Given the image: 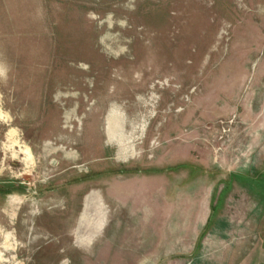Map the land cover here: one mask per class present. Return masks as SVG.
<instances>
[{"label": "rangeland", "instance_id": "rangeland-1", "mask_svg": "<svg viewBox=\"0 0 264 264\" xmlns=\"http://www.w3.org/2000/svg\"><path fill=\"white\" fill-rule=\"evenodd\" d=\"M0 264H264V0H0Z\"/></svg>", "mask_w": 264, "mask_h": 264}, {"label": "bare ground", "instance_id": "bare-ground-1", "mask_svg": "<svg viewBox=\"0 0 264 264\" xmlns=\"http://www.w3.org/2000/svg\"><path fill=\"white\" fill-rule=\"evenodd\" d=\"M97 202H98V198H97V196L96 195H92L91 197H90V199H89V206L90 205H96L97 204ZM89 206H88V208H89ZM95 211V210H94ZM89 213H90V211H89ZM87 214H88V212H87ZM90 218V217H89ZM89 218H87V219H89Z\"/></svg>", "mask_w": 264, "mask_h": 264}]
</instances>
